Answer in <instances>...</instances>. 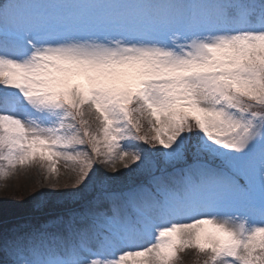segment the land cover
I'll return each mask as SVG.
<instances>
[{
  "label": "snow or ice",
  "instance_id": "snow-or-ice-1",
  "mask_svg": "<svg viewBox=\"0 0 264 264\" xmlns=\"http://www.w3.org/2000/svg\"><path fill=\"white\" fill-rule=\"evenodd\" d=\"M60 162L0 264H264V0H0V179Z\"/></svg>",
  "mask_w": 264,
  "mask_h": 264
},
{
  "label": "rangeland",
  "instance_id": "rangeland-1",
  "mask_svg": "<svg viewBox=\"0 0 264 264\" xmlns=\"http://www.w3.org/2000/svg\"><path fill=\"white\" fill-rule=\"evenodd\" d=\"M142 147L148 152H155L157 150L149 145H142ZM132 167L135 166L133 165ZM97 168L101 173L121 177L122 179L128 172L127 169H123L119 165L115 173L100 165H97ZM57 169L58 174L52 176L46 174L38 166L34 165L30 168L17 170L7 179H0V210L4 208L10 213L13 209L16 217L18 215H24L26 211L23 210L25 208L26 210L29 209L32 198L39 194H47L50 191V185L52 183L57 185L56 189L53 190L55 192L64 193L73 191L71 184L75 179V174L66 169L63 162L58 163ZM46 175L48 177L47 179ZM5 214L7 213L0 212V218ZM178 257L175 264H203V260L206 258L204 256H198L191 249L178 253Z\"/></svg>",
  "mask_w": 264,
  "mask_h": 264
},
{
  "label": "trees",
  "instance_id": "trees-1",
  "mask_svg": "<svg viewBox=\"0 0 264 264\" xmlns=\"http://www.w3.org/2000/svg\"><path fill=\"white\" fill-rule=\"evenodd\" d=\"M28 207H29V206H28ZM23 211H27L26 208H25ZM0 212H2V213H7V214H5V215H2V218H4L5 216H7L6 218H4L5 220H6V219H10V218L16 216V214L14 213V210H13V209L10 211V213L8 212V210H5L4 208H3L2 210H0ZM8 213H9V214H8Z\"/></svg>",
  "mask_w": 264,
  "mask_h": 264
}]
</instances>
